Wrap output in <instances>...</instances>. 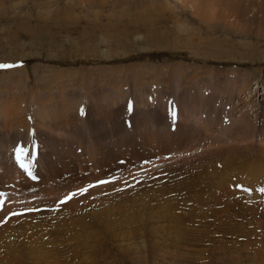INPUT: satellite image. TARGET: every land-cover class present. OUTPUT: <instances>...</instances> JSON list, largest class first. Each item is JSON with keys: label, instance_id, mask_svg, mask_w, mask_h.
I'll use <instances>...</instances> for the list:
<instances>
[{"label": "rangeland", "instance_id": "1", "mask_svg": "<svg viewBox=\"0 0 264 264\" xmlns=\"http://www.w3.org/2000/svg\"><path fill=\"white\" fill-rule=\"evenodd\" d=\"M263 59L264 0H0V264H264Z\"/></svg>", "mask_w": 264, "mask_h": 264}, {"label": "crops", "instance_id": "2", "mask_svg": "<svg viewBox=\"0 0 264 264\" xmlns=\"http://www.w3.org/2000/svg\"><path fill=\"white\" fill-rule=\"evenodd\" d=\"M263 61H264V59H263ZM260 62V61H259ZM264 65V64H263ZM263 65L261 66V67H263ZM254 68H257V67H254ZM259 78H260V76H259ZM259 78H256V80L255 79H252L251 80V82H249V84H251V85H254V84H256V83H254V82H257L258 83V85H259V83L260 82H258L260 79ZM262 76H261V80H262ZM30 79V78H29ZM237 83H238V87L236 88V89H234V91H237V92H235V93H238V95L236 96V97H238V98H240L241 96H242V94H241V92H244L243 90L245 89V87H247V86H245L244 87V89L242 88V86L240 87V83H239V80L238 81H236ZM248 81H244L243 80V82H242V85L243 84H246V85H248V83H247ZM199 87H201V86H197V88L196 89H198ZM242 88V89H241ZM238 89V90H237ZM199 90H201V93H202V95H203V93H204V96L205 95H207V94H209L208 93V89H205V88H199ZM242 90V91H241ZM204 91V92H203ZM196 92V91H195ZM120 95V93L119 94H117V96H119ZM240 95V96H239ZM155 97L156 96H154L153 95V97L151 98L150 97V99H152L150 102H148V96L146 95V103L145 104H139L138 105V103H137V101H135V99L133 98V100H134V102L132 101V102H130L131 104H132V106H131V109H132V112H131V114H130V116H128V118L131 120L130 121V127H131V130H135L136 128H135V126H134V124H133V118H134V115H135V113L137 114V115H139V116H145L146 115V113H147V109H149V108H147V107H149V104H152V101H154L153 99H155ZM199 98H202L200 95L198 96ZM232 97H233V95H232ZM234 98V97H233ZM203 99V98H202ZM201 99V100H202ZM226 99V101H224V99H218L217 100V102L216 103H218V107H221V113L220 114H218L219 115V120H220V123H219V131L218 132H221V129H230V130H232L231 128L233 127L232 126V124H234L236 121H237V118L235 119V121H232V118H233V116L235 115L236 116V114L238 113V111H239V109H237V108H235V100L234 101H231V102H229L228 100H230L231 99V97H228V99L227 98H225ZM75 101V100H74ZM74 101H73V103H74ZM203 101V100H202ZM149 103V104H148ZM175 103V105H176V103H177V107H176V110H177V113H175L174 111H173V113H174V116L177 118V122H179V125H177V126H181V124H182V122H181V120H182V117L183 116H181L180 115V119H179V121H178V111L179 112H181L180 111V106H181V101H178V99H175V102L173 101L172 102V104H174ZM228 103H230V110H226V109H224V107H225V104H228ZM264 103L263 102H261V103H259V107L261 106V105H263ZM147 105V106H146ZM258 105V104H257ZM207 108H202V107H198V111H199V114H200V117H198L199 118V120H196V119H193V116L195 115V113H193V116H192V118L191 119H193L194 121H192L191 123H188L189 121H191L190 119H184V120H186V122L188 123V125H191L192 127L194 126V125H196L197 127H199L200 126V118H201V115L203 114V110H205V111H207V113H208V115H206L204 118H203V122H202V124L203 125H205L204 123H206V121H207V119H210L211 118V120H213V116L216 114V111H215V109H213V110H211V107H210V105L207 103ZM80 107H81V109L82 110H84V107H85V109H86V111H87V107H89V106H87V103L86 104H83V103H78V104H76V103H74V111H75V113H79V112H82V110H80ZM233 107V108H232ZM172 108L175 110V107H173L172 106ZM189 108H190V106H189ZM68 109H69V107H68ZM111 109H113V106H111ZM155 110H154V112H153V114H152V117L154 116V113H155V111L156 110H159V108L158 107H155L154 108ZM29 112H31V110L30 109H27ZM172 110V109H171ZM241 110H242V112H243V109L241 108ZM32 111L35 113V116L34 117H32L33 118V123L35 122L34 121V118L36 119V108H33L32 109ZM115 111V110H114ZM213 111H214V114H213ZM117 112H118V116H117V114H115V115H113L112 114V117L115 119L114 120V122L117 124V123H123V125L125 126L126 125V121H127V119L126 118H124V121L123 122H120V121H118V118H119V116H120V114H121V112H123V111H120V110H117ZM191 113V112H190ZM198 112H196V114H197ZM224 113H228V116L230 117H228V121L226 122V121H224V118H226L225 116H224ZM261 113V112H260ZM31 114V113H30ZM244 114H246V113H244L243 112V115ZM84 115H85V113H84ZM217 115V114H216ZM77 116H80V115H77ZM80 119L82 120V123H85L87 120H86V116H84L83 118H81L80 117ZM117 119V120H116ZM234 119V118H233ZM245 119V118H244ZM243 119V120H244ZM148 120L149 119H147V122H148ZM233 122V123H232ZM259 122V121H258ZM115 124V125H116ZM178 124V123H177ZM260 124H262V123H260ZM118 126H120V124H117ZM35 127H37L36 126V123H35V125H34ZM46 126V125H45ZM256 126V125H255ZM41 127H42V125H41ZM125 127H127V126H125ZM257 127V126H256ZM218 128V127H217ZM43 129H45V130H50V129H47L46 127H43ZM258 130H260V128H258L256 131H258ZM225 132H227V131H225V130H222V133H225ZM258 135H259V133H258ZM27 136H31V135H27ZM260 136H262V137H260V139H262L263 138V136L264 135H262L261 133H260ZM25 137H23V139H24ZM22 139V138H21ZM32 139V138H31ZM22 141V140H21ZM24 141V140H23ZM29 141H30V139H29ZM41 144V143H40ZM40 144H38V142H37V145L39 146ZM6 150H8V148L6 149ZM43 150V149H42ZM82 149H80V151H81Z\"/></svg>", "mask_w": 264, "mask_h": 264}, {"label": "bare ground", "instance_id": "3", "mask_svg": "<svg viewBox=\"0 0 264 264\" xmlns=\"http://www.w3.org/2000/svg\"><path fill=\"white\" fill-rule=\"evenodd\" d=\"M60 71V70H59ZM62 72H60L61 74L64 72L63 70H61ZM63 75V74H62ZM169 101H171V100H169ZM131 106H132V104L130 103V108H131ZM230 103H228V104H225V107H224V109H226V110H230ZM233 108V107H232ZM37 110V109H36ZM80 110H82L81 109V107H80ZM83 111V110H82ZM174 112L175 113H177V110H176V108H175V110H174ZM224 116L226 117V118H224V121H228V113H224ZM230 118V117H229ZM176 121V120H175ZM218 133H222V132H218ZM226 133V132H225ZM223 134V133H222ZM29 137V136H28ZM26 138V137H25ZM27 142V143H26ZM23 143H24V145H31L32 143L35 145V146H37V143H36V139H34V141L33 142H29V138L27 139V140H25V141H23ZM40 147H41V145H40ZM0 148H2V147H0ZM20 149L19 150H21L20 152V154L22 155V156H24V158H23V161H25V163H26V165L29 167L30 166V159H29V156L30 155H34L33 154V152L32 151H29V150H27L26 148L27 147H23L22 146V148L21 147H19ZM32 149V148H31ZM27 150V151H26ZM23 151H24V153H23ZM36 153H37V151H36ZM27 156H28V158H27ZM8 168H9V166H8ZM7 168V169H8ZM17 168H19V167H17ZM20 169V168H19ZM22 171H23V169H22ZM34 173V172H33ZM30 175L31 176H34V174H31L30 173ZM3 205V204H2ZM1 205V206H2Z\"/></svg>", "mask_w": 264, "mask_h": 264}, {"label": "built area", "instance_id": "4", "mask_svg": "<svg viewBox=\"0 0 264 264\" xmlns=\"http://www.w3.org/2000/svg\"><path fill=\"white\" fill-rule=\"evenodd\" d=\"M259 110H260V108H259ZM73 148H74V147H72V149H73ZM80 149H81V148H76V150H75L76 154H81V153H80V152H81ZM82 152H83V151H82ZM86 157H87V156H86ZM78 158H79L78 161H79L80 164L83 163V162H86V160H84V161L82 160L83 157L80 158V155H78ZM55 163H56V164H55L56 166L60 165V164L58 163V160L55 161Z\"/></svg>", "mask_w": 264, "mask_h": 264}, {"label": "snow or ice", "instance_id": "5", "mask_svg": "<svg viewBox=\"0 0 264 264\" xmlns=\"http://www.w3.org/2000/svg\"><path fill=\"white\" fill-rule=\"evenodd\" d=\"M12 67L11 65H0V68Z\"/></svg>", "mask_w": 264, "mask_h": 264}]
</instances>
